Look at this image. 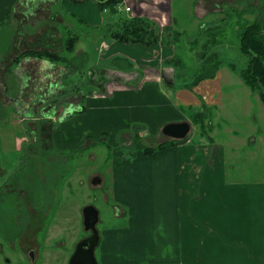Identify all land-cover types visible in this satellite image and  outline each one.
<instances>
[{"label": "rangeland", "instance_id": "374dc122", "mask_svg": "<svg viewBox=\"0 0 264 264\" xmlns=\"http://www.w3.org/2000/svg\"><path fill=\"white\" fill-rule=\"evenodd\" d=\"M174 1L177 5L181 0ZM255 1L263 4L260 6L264 7V0H249L248 2L254 4ZM88 3L91 6L89 12L91 19L84 22H81L78 16L68 14L63 1L54 0L50 4V9L55 13L68 15L64 17V21L49 24L28 22L26 24L28 34H33L39 27L46 25L59 28L62 35L60 40L63 43V50L59 53L67 58V62H58V64L69 70L68 73L62 75L63 77H60L67 87L66 95L60 92V88L51 86L46 87L45 98L39 97L38 92L42 85L37 80L40 76L36 75L33 62L29 64L33 67V73L28 71V74L33 75L32 81L28 83V87L24 88L23 95H18L20 91L15 93L14 89L13 92L8 91L6 96L4 86L11 79L12 69L22 67L23 60L31 61L33 58L32 56H21L26 51L19 55L23 50H10L13 45H19L18 42L10 38L1 39L4 36L0 35V67L2 65L4 67L0 74V225L6 235L14 233L18 236L20 229L25 228L24 225L27 224L25 233L19 241L6 242L0 238V245H2L0 264H68L67 261L76 245L88 236L82 222V208L87 205H94L100 211V222L97 226L100 232V243L96 249L100 264L179 263L178 258L182 254L179 231H176L179 228L173 224L171 218L173 216L165 210L172 206L177 207L174 205L175 199L171 197L175 194L179 195L181 187L185 184L186 174L180 175L179 170L183 168L182 166L165 168L164 162L175 163L174 159L178 161L180 156L182 160L185 159L180 149L186 144V138L179 144L178 149L171 148L174 149L173 151L167 150L166 153L151 157L137 154L136 135L142 136L143 140L140 141L147 147H154L165 140H170L163 135L162 128L173 123L170 120L174 118L171 109L164 107L159 110L158 106L142 104L141 118L130 124V118L126 113L117 109L115 104L89 101V97L100 92V86L113 87L117 83L125 82L127 80L125 77L129 76L137 82L139 77L132 75L139 73L133 59L113 49L115 40L111 38L112 30L118 27L114 23L128 18L129 12H126L125 8L127 4L133 6V3L123 0L121 3L123 10L118 14L104 12V8L102 9L95 0H86L81 2V5ZM79 6L77 4L73 9L77 11L82 9ZM188 8L185 2L180 8L183 13L180 17L176 16L180 29H185L188 33L180 39L181 44H177L178 49L165 48V53L172 52L171 56L174 51L176 53L175 61L181 64L179 65L181 73H177L181 81L185 74L192 77L199 68V52L202 51L198 49L193 52L192 49L186 47L190 42L195 41L200 33V31L197 33L191 30L195 24H189L193 19L188 14L190 10ZM225 9L228 11L227 7ZM250 18V23H253L252 19L255 16ZM236 19L218 25L220 26L218 30H221L218 34L222 44L206 50L210 54H217L223 60L222 71L225 79L226 74H230L231 81L241 80L236 72H232L231 65L241 70L248 63L239 51L240 33L237 31ZM241 23L240 21V25ZM207 32L206 37L215 31ZM73 36H78L79 39L74 51L67 52L64 44ZM206 37H203L205 42L208 39ZM41 40H29L30 42L28 41L26 45L22 44V48L41 50ZM7 50H10L8 54H6ZM14 57L20 60L19 64L15 62L12 69L7 72V67L10 66L9 61L13 62ZM45 60L49 59L45 58ZM49 61L58 65L57 62ZM120 75L123 76L119 79ZM17 78L19 79L18 76ZM129 86L132 88L135 84ZM222 86L225 94L222 98L223 107H215L213 111L211 109L216 140L222 143L229 137L224 133L228 124L232 125L230 129L238 131H240L238 128L242 129L244 140L248 141L251 137H264V105L260 97L253 99L252 104L246 105L249 111L254 106V111L257 112L254 116H261L258 123L263 130L252 132L246 127L247 116L237 121L231 119L240 116L238 111L243 110L242 103L245 100H242V97L239 100H228L226 97H229L231 89L239 85L229 86V83H226ZM71 93L84 97L80 109H87V112L84 115L78 112L73 115L60 114L58 118H55L52 114L57 113V110L62 111L59 102H64L67 95ZM8 95L15 96L13 98L16 101H22L14 103L9 100ZM240 95H245V93H240ZM240 105L242 107L238 109ZM178 110L184 114L187 112V109L182 106H179ZM216 113L225 117L222 116L219 124L215 122ZM112 115L116 117L111 121ZM147 117L148 123L143 120ZM190 123L192 128L187 138L198 139L197 127L191 121ZM126 124H130L129 130L123 127ZM196 139H192L193 143L190 144L195 145ZM24 145H32V150H26L25 155ZM258 146L259 144L249 143L244 147V144L239 142L240 159L237 162L235 177L240 183L252 186L255 191H264V167H256L250 161L252 151L257 150ZM56 148L65 156L68 153L71 155V150H74L75 176L71 168L70 172L67 170V163L64 168L62 167V158ZM42 150L44 151L41 152ZM227 150L228 147L225 151ZM32 152L41 153L32 155ZM22 160H25L23 168L21 167L17 173L14 172L21 166ZM96 176L102 178L101 185L96 186L91 182ZM5 182L8 183L4 187ZM36 183L45 184L44 191L47 192V198L45 193L39 194L40 192L36 196V192L33 191L35 189L33 184ZM194 199L189 200L194 201ZM185 200L186 198H179L176 203H185ZM260 205L258 202L254 204L255 207ZM262 208L263 213L257 215H259L261 228H264V205ZM119 210L121 216L118 215ZM124 211L125 215H122ZM185 213L186 217L183 218H187L188 224L197 222L199 226L197 230H187L188 246L185 247L184 256L189 253L188 264L198 263L199 255L213 256L210 262L208 260L200 264H215V232L209 231L207 225L200 220L197 221L190 217L189 210ZM169 230L176 231V235L169 234ZM202 241L206 244L199 245ZM34 247L37 257L32 260L25 253L27 249Z\"/></svg>", "mask_w": 264, "mask_h": 264}, {"label": "crops", "instance_id": "0c3cea01", "mask_svg": "<svg viewBox=\"0 0 264 264\" xmlns=\"http://www.w3.org/2000/svg\"><path fill=\"white\" fill-rule=\"evenodd\" d=\"M61 1H63L64 6L67 7L66 12L72 16H78L81 22L91 19V14L89 13L91 11V6H89V3L81 5V2L86 0ZM128 1L133 3V6L127 4V7L132 8L128 18H147L153 21L155 26L151 29V36H155L159 38V40L167 37L170 38L173 35L177 36L178 33L181 34L182 39L184 34L188 33L187 30L180 29V25L178 26L176 19V16L180 17L183 13L180 8L184 6L185 2L189 6L188 9H190L188 14L193 19L189 24H195V27L193 26L191 30L197 33L198 31L203 33L207 30H217L220 27L218 25L223 22L227 12L233 17L232 19L237 18L235 24L237 25V31H239L240 27H242L241 25L246 23L250 24V17L255 16L256 18L258 16L248 11L251 6H263V4L257 1H255L254 4L248 2L249 0H181L177 5H175L174 0ZM53 2L54 0H0V35L4 36V38L1 39L5 40L10 38L19 44L13 45L14 47L12 46L10 50H23L19 53L20 55L29 50V48L23 49L22 44L24 43L23 45H26L27 42L32 39H42L41 50H56L57 52L63 50V43L60 40L62 39V35L59 28L56 26H41L37 32L33 34L27 33L26 24L28 22L49 24L64 21V17L68 15L60 12H53L50 9V4ZM77 4H79V7H82V9L80 8L78 11L74 10L73 7H76ZM226 7L228 9L227 12L225 9ZM242 12L248 13H245L242 17ZM262 19L264 20V18ZM252 20L255 19L253 18ZM240 21L242 22L241 25ZM215 24L217 25L215 26ZM208 26L209 28H207ZM202 36L204 37L205 35L202 34ZM44 40H46L45 43ZM35 43L37 44V41ZM177 44L169 48V50L178 49L177 47L179 46ZM186 47L192 49L189 44ZM118 48L121 50H117ZM165 48L166 46L160 43L147 46L144 44L132 43L121 44L115 41L113 49H115L116 52L121 51L125 56L135 61L134 63L137 65L139 74H133L132 76H137L139 79L135 82L136 79L131 76H124L127 78L125 82L117 83L113 85V87L107 85L105 87L100 86V92L96 93L93 97H89V101L92 100V102H99L100 104H115L117 109L126 113L130 118V124H133L141 118L140 114L143 109L140 107L142 104L146 106H158L159 110L164 107H169L174 117L170 118L171 122L178 123L180 121H187L190 112L203 111L208 108L214 109L215 107L222 108V98L225 95L222 90V85L229 83V86H239L231 89L229 91V97L226 98L228 100H239L240 97H242V100H245L242 103L243 110L238 111L240 116L232 117L231 119L237 121L247 116V128H250L252 132L263 130L258 123L261 116H254V114L257 113L256 110L254 111V106L251 111L246 109L248 103L252 104V100L259 99V97L252 93L242 79L231 81L230 74H226L227 78L225 79V74L221 68L219 72H217V77L214 80L201 82L193 91L185 88H174L176 85L174 69L165 62L171 56L172 52L168 51L165 53ZM10 50H7L6 54H8ZM16 60L17 58L14 57L13 62L9 61L10 66L7 67V72L12 69L11 67ZM23 62L22 67L16 70L12 69L11 79H9L4 86L6 89V96L8 91L11 90L13 92L14 89L15 93L20 91L18 95H23L24 88L28 87V83L32 81L33 75L31 73H33V67L29 64L33 62L32 65L35 67L34 70L36 75L40 76V78L37 77L38 79H36L39 80L41 82L40 85H42L40 86V92H38L39 97L42 99L45 98V89L51 86L58 89L60 88V92L66 95L65 91L67 87L60 77L68 73V69L59 66V64L55 65L49 60L44 61L33 58L31 61L26 59L23 60ZM3 69L4 67L2 65V67H0V74ZM28 71H31V73L28 74ZM122 76L123 75H120L119 79ZM36 79H34V81ZM132 84H135V86L130 88L129 85ZM240 93H245V95L241 96ZM74 95L76 94L71 93L67 95L70 99V104H67L68 106H59L62 108V111L60 112V110H57L58 115L57 113L52 114L55 118L57 116L59 117L60 114L73 115V113L78 112L84 115L85 112H87V109H84V111L80 109L84 97H81L79 102H76ZM8 97L9 100L14 101V103L22 101H16L13 95H8ZM179 106H182L184 109H190L191 111L185 112L184 114L182 111L178 110ZM241 107L240 105L238 109ZM222 116L221 114H215L214 118L217 124H219L220 120L224 117ZM115 117V115H112L110 117L111 121L114 120ZM143 120L147 123L149 122L148 117ZM238 123H240V121H238ZM130 124L123 125V127L129 130ZM228 125L224 133L228 134L229 139L225 137L226 139L220 143L216 140L214 131L212 133L214 137L213 143H209L207 139L200 135L198 139L195 137L192 138L197 140V143L192 145L190 144L191 142L193 143L192 139L186 138V141L184 140L186 144L182 147L185 149H180L185 159L182 160L180 156L178 161L174 159L175 163L172 161L164 162L165 168L170 166L177 167L178 165L182 166L183 168L179 170V173L181 172L180 175H183V173L186 174L184 178L185 184L181 187V191H179L180 196L175 194V196L171 197V199H175L174 205L177 207L172 206V208L165 210L169 215L173 216L171 217L173 224L179 228L176 231H179L178 235L182 254L181 257L178 258L179 263L173 264H188L189 257L187 256H189V253H186L184 256L185 247L188 246L186 239L187 230L192 231L199 229L198 224H196L197 222L188 224L187 218H183L186 217L185 211L187 212L188 210L190 217L197 219V221L200 220V222L207 225L209 231L215 232V264H264V228H261L259 224V215L263 213L262 205H264V191H255L252 186H246L240 183L235 177L237 174V162L240 159L238 155V151L240 150L239 142L244 144V147L249 145V143L259 144V148L252 151L250 161L256 167H264V137H251L247 141L244 140L242 129L238 128L240 131L230 129L232 125ZM226 147H228L227 152L225 151ZM178 197L180 199L186 198L185 203H176L179 199ZM191 198H195L194 201L189 200ZM257 202L261 205L255 207L254 204ZM118 212V215L121 216L120 210ZM122 215H125V211ZM182 222L183 226H181ZM213 225H215V227H213ZM176 231L169 230V234L176 235ZM203 241L206 242L205 240ZM203 241L200 242L199 245L204 243ZM205 244L206 243H204V245ZM199 256L200 258L196 264L206 263L208 260L210 262L213 257ZM142 264L151 263L144 262ZM156 264L163 263L160 262Z\"/></svg>", "mask_w": 264, "mask_h": 264}, {"label": "trees", "instance_id": "16d2710c", "mask_svg": "<svg viewBox=\"0 0 264 264\" xmlns=\"http://www.w3.org/2000/svg\"><path fill=\"white\" fill-rule=\"evenodd\" d=\"M123 0H111L106 2L105 4H99L100 7L103 9H109L111 13L118 14L120 13L118 10V5L122 3ZM252 14H257L258 16L254 18V22L250 24H243L240 27V44L239 51L243 57L248 60L247 66L241 70H238L235 65H231L232 72H236L238 76L243 80L245 85H247L252 93L255 95H259L262 103L264 104V10L262 6L254 7L248 10ZM227 12V11H226ZM245 13L242 12V17ZM231 15L226 14L222 23L228 22L229 19H232ZM221 23V24H222ZM117 29L112 30L111 38H113L116 42L121 44H144L147 46H152L155 43H160L168 48L175 46L181 39V34L173 35L170 38H163L159 40L155 36H151V29L155 26L153 21L148 20L147 18H125L122 22L115 23ZM209 31V30H207ZM207 31L200 33L198 38L195 41L190 42L189 46L192 48L193 52H196L198 49H202L199 52L200 57V65L199 68L195 71L192 77H188L185 74V77L182 81L178 78V72L181 73V69L179 68V62L175 61L176 53L174 51L173 56H170L165 62L167 65H170L174 69V78L176 81V85L174 88H185L194 90L196 86H198L201 82L206 80H214L217 77V72L223 67V60L219 58V56L215 53L210 54L206 50L207 48H212L215 45H221L222 41L220 40V33L221 30L213 29L212 33L207 35V41L205 42L204 38L202 39V34L206 36ZM180 36V37H179ZM78 36H73L64 44L65 51L73 52L75 49V45L78 41ZM204 43V44H202ZM21 56L24 57H31L32 58H41V59H49L54 62H67V58H65L61 53L55 50H28L23 53ZM23 58V57H21ZM20 60L16 62L19 64ZM188 78H191L188 80ZM180 82V84H177ZM58 102V101H54ZM210 110V111H209ZM84 111V109L82 110ZM191 111L187 109V112ZM213 111V109H212ZM212 118L213 115L211 114V108L203 111H193L190 112L188 119L194 124L195 127L198 129V137L200 135L210 141L211 143L214 142V137L212 133L214 131V127L212 125ZM1 119V118H0ZM136 146L138 149L137 154H143L145 156H155L160 153H166L167 150H174L177 148L183 140H165V142L160 143L154 147H147L140 140H143L142 136L136 135ZM174 148V149H171ZM35 191V190H33ZM32 191V193H33Z\"/></svg>", "mask_w": 264, "mask_h": 264}, {"label": "water", "instance_id": "95a60500", "mask_svg": "<svg viewBox=\"0 0 264 264\" xmlns=\"http://www.w3.org/2000/svg\"><path fill=\"white\" fill-rule=\"evenodd\" d=\"M99 4H105L111 0H95ZM174 84V82H173ZM68 106V105H67ZM191 123L189 121L173 122L165 125L162 129L163 135L172 140H183L191 132ZM94 185H101L102 178L96 176L92 181ZM83 209V223L86 232H91L90 236L82 239L75 248L68 264H100L96 249L100 243V232L98 224L100 222V211L94 205H87Z\"/></svg>", "mask_w": 264, "mask_h": 264}, {"label": "flooded vegetation", "instance_id": "af4514ba", "mask_svg": "<svg viewBox=\"0 0 264 264\" xmlns=\"http://www.w3.org/2000/svg\"><path fill=\"white\" fill-rule=\"evenodd\" d=\"M80 98H81V96H79L78 94H76V95H74V99H75V101L76 102H79V100H80ZM67 104L69 105L70 104V99H69V97H66L65 98V100H64V102H59V106L60 107H62V106H67ZM62 105V106H61ZM25 146V145H24ZM32 145H28V146H25V148H24V155H25V152H26V150H32ZM57 149V148H56ZM55 149V150H56ZM44 150H42L41 152H43ZM57 152H59V155L61 156V158H62V167L64 168L65 167V163H67V167H68V171L70 172V170L72 171V174L75 176V152H74V150H71V155H70V153H68V155L67 156H65L64 155V153L63 152H61L60 150H56ZM41 152H32V155H34V154H39V153H41ZM36 156V155H35ZM65 156V157H64ZM36 157H39V156H36ZM25 161V160H24ZM24 161L22 160V164H21V166H19L18 167V169L16 170V171H14V172H16L17 173V171L22 167L23 168V166H24ZM27 164H29V163H27ZM62 167H58V168H61L62 169ZM71 168V169H70ZM70 169V170H69ZM95 178V177H94ZM93 178V179H94ZM92 179V180H93ZM12 181V180H11ZM7 183L8 182H5L4 183V187H5V185H7ZM34 186H35V192H36V196H37V194H38V192H40L39 194H42V193H45V196H46V198H47V192L46 191H44L45 190V184H38V183H36V184H33ZM1 192V191H0ZM13 195H14V193H12ZM38 199V198H37ZM38 202V201H37ZM44 209V208H43ZM28 211V210H27ZM38 212H40V211H38ZM28 213H29V211H28ZM27 219H28V217H27ZM26 225L27 224H25L24 226H25V228H26ZM23 226V225H22ZM25 228H21L20 229V235H15L14 233H11L10 235L9 234H5L3 231H2V228H1V225H0V238H2L4 241H6V242H8V241H10L11 242V240H13V241H19V239H20V237H22L23 236V234L25 233ZM14 230V229H13ZM14 232H15V230H14ZM90 233L91 232H88V236H90ZM87 236V237H88ZM36 248L34 247V248H29V249H27L28 251L25 253V254H27L28 255V257L30 258V259H35L36 257H37V251L35 250ZM0 251H2V245H0ZM75 251V250H74ZM73 254V253H72ZM72 256V255H71ZM71 258V257H70ZM70 258H69V260H70ZM68 262V261H67ZM69 263V262H68Z\"/></svg>", "mask_w": 264, "mask_h": 264}, {"label": "built area", "instance_id": "2783aa9c", "mask_svg": "<svg viewBox=\"0 0 264 264\" xmlns=\"http://www.w3.org/2000/svg\"><path fill=\"white\" fill-rule=\"evenodd\" d=\"M118 10H119V12H122V11H121V10H123V6H122V4H119V5H118ZM130 10H132L131 7H126V8H125V11H126V12H131ZM108 11H109V9H108V10L105 9L104 12H108Z\"/></svg>", "mask_w": 264, "mask_h": 264}]
</instances>
